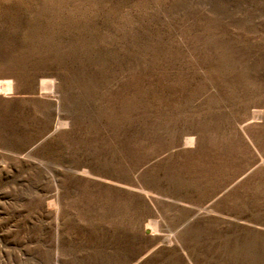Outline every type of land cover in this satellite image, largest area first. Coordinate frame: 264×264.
Returning <instances> with one entry per match:
<instances>
[{"label": "rangeland", "instance_id": "rangeland-1", "mask_svg": "<svg viewBox=\"0 0 264 264\" xmlns=\"http://www.w3.org/2000/svg\"><path fill=\"white\" fill-rule=\"evenodd\" d=\"M0 264H264V0H0Z\"/></svg>", "mask_w": 264, "mask_h": 264}]
</instances>
